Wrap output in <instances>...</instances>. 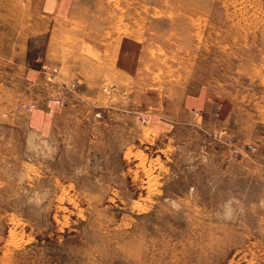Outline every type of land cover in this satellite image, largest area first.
<instances>
[{
    "label": "rangeland",
    "instance_id": "obj_1",
    "mask_svg": "<svg viewBox=\"0 0 264 264\" xmlns=\"http://www.w3.org/2000/svg\"><path fill=\"white\" fill-rule=\"evenodd\" d=\"M0 264H264V0H0Z\"/></svg>",
    "mask_w": 264,
    "mask_h": 264
},
{
    "label": "built area",
    "instance_id": "obj_2",
    "mask_svg": "<svg viewBox=\"0 0 264 264\" xmlns=\"http://www.w3.org/2000/svg\"><path fill=\"white\" fill-rule=\"evenodd\" d=\"M57 101H58V99H57Z\"/></svg>",
    "mask_w": 264,
    "mask_h": 264
}]
</instances>
